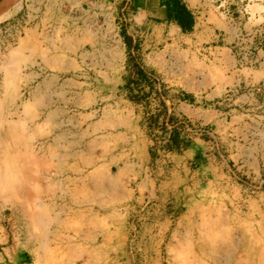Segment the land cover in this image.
I'll list each match as a JSON object with an SVG mask.
<instances>
[{"label":"rangeland","instance_id":"obj_1","mask_svg":"<svg viewBox=\"0 0 264 264\" xmlns=\"http://www.w3.org/2000/svg\"><path fill=\"white\" fill-rule=\"evenodd\" d=\"M194 3L130 53L123 0H0V264H264V0Z\"/></svg>","mask_w":264,"mask_h":264},{"label":"crops","instance_id":"obj_2","mask_svg":"<svg viewBox=\"0 0 264 264\" xmlns=\"http://www.w3.org/2000/svg\"><path fill=\"white\" fill-rule=\"evenodd\" d=\"M128 4L127 31L124 34L120 33V35L123 43H125V49L130 53H133V50L137 51L136 48L144 44L155 43L157 35L166 34L171 28L175 29V31L177 30L180 34L186 33L177 24V9L181 8L190 15L192 24L189 28L191 29L194 24V15L198 13L199 8L198 4L194 3V0H128ZM233 4L237 5L236 2ZM173 114L187 117L185 114L175 111ZM138 146L142 147L139 143ZM195 147L194 145L192 148H188L178 154V159H181V161H178L182 164V162L194 157L198 151V148ZM140 151L144 159L143 164L147 168V163L150 159L147 144H144Z\"/></svg>","mask_w":264,"mask_h":264},{"label":"built area","instance_id":"obj_3","mask_svg":"<svg viewBox=\"0 0 264 264\" xmlns=\"http://www.w3.org/2000/svg\"><path fill=\"white\" fill-rule=\"evenodd\" d=\"M227 1L228 0H211V2L213 4H216V6L218 8L224 7V5H225V3H227ZM121 12H124L125 13L124 15L128 16V13H129L128 0H123V6L121 8ZM227 13H228V11H227ZM251 59H252V57H249L248 62H250ZM160 130H161L160 134L162 133V135L164 137V141L168 142V144L170 142L169 140L172 136V133L175 130L176 131L181 130L183 133H186V134L201 132V129L198 128L197 126H194L192 124V122L190 120H188L186 117L185 118L184 117L183 118L182 117L175 118L174 120L169 121V112L168 111L166 112V115L164 116V118L162 120V124H160ZM181 140H182V138H181ZM183 146H184V144L182 145V143H179L177 148L179 150H181Z\"/></svg>","mask_w":264,"mask_h":264},{"label":"trees","instance_id":"obj_4","mask_svg":"<svg viewBox=\"0 0 264 264\" xmlns=\"http://www.w3.org/2000/svg\"><path fill=\"white\" fill-rule=\"evenodd\" d=\"M176 12H177L176 13L177 24L181 27V29H183V31H186V32L189 31L190 30L189 27L192 24L190 15L185 10H182L181 8H178Z\"/></svg>","mask_w":264,"mask_h":264}]
</instances>
